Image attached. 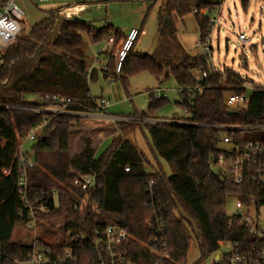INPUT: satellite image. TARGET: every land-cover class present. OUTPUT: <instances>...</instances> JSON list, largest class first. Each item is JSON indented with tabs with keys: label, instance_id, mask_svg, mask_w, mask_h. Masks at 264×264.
I'll use <instances>...</instances> for the list:
<instances>
[{
	"label": "trees",
	"instance_id": "obj_1",
	"mask_svg": "<svg viewBox=\"0 0 264 264\" xmlns=\"http://www.w3.org/2000/svg\"><path fill=\"white\" fill-rule=\"evenodd\" d=\"M213 1L163 0V7L165 12H175L181 18L197 10L194 18L198 30L206 32L209 20L205 10L213 7ZM241 1L247 5L250 0ZM55 12L50 11L29 32L17 37L0 69V264L26 260L35 241L54 250L72 248L77 256L74 264H97L93 241L96 232L110 224L129 234L123 250L132 264H154L147 247L154 233L146 222L156 218L166 223L168 251L176 263L187 259L191 237L198 245L194 264H216V257L225 255L221 249L227 244L244 251L257 246L258 236L228 216L231 197L241 199L246 206L264 204V187L253 182L255 167L245 168L241 184L217 168L222 159L234 160L248 142L264 144V129H259L264 126V87L255 85L247 107L230 108L225 103L226 94L248 93L242 88L244 79L239 74L210 70L208 59L189 57L178 43L176 51H166L167 57L160 56L164 50L141 56L135 52L142 34L138 29L139 36L120 73L112 72L115 66L111 58L103 78L126 88L128 79L135 74H165V79L172 77L180 89H188L198 83L195 71L199 78L207 73L202 94L195 97L192 105L179 104L188 117L173 119L188 125L158 123L153 114L166 99L151 93L148 114L136 112L129 117L139 121H119L120 135L111 139L105 151L96 154L92 142L83 138L82 151L71 156V135L80 127V119L62 115L52 118L29 109L50 107L51 103L45 102L47 95L71 98L74 111L96 109L98 99L90 93V82L96 81L98 74L96 70L89 73L83 49L85 37L97 44L113 36L115 47L118 39L125 36L108 23L95 28L93 23L79 18H65L53 37ZM46 118L52 119L31 150L34 166L27 170L28 192L31 201L39 199L48 207V212L39 214L36 221L59 222L64 239L52 245L39 238L13 242L14 230L30 221L16 188L19 140ZM144 129L149 134L145 144L154 164L128 140ZM224 136L232 140L231 145L224 144L227 148L221 147ZM160 160L169 166L170 175ZM146 164L153 171H146ZM77 176L94 177V186L82 191L73 184Z\"/></svg>",
	"mask_w": 264,
	"mask_h": 264
},
{
	"label": "rangeland",
	"instance_id": "obj_2",
	"mask_svg": "<svg viewBox=\"0 0 264 264\" xmlns=\"http://www.w3.org/2000/svg\"><path fill=\"white\" fill-rule=\"evenodd\" d=\"M36 5L37 7L27 2L26 7L23 8L25 23L20 36L29 32L36 23L45 19L50 11L59 10V12H55L56 26L52 33V36L55 37L60 24L65 19L63 13L67 10H75V15L69 19L78 17L80 20L93 23V26L96 27H102L109 23L114 29L121 31H126L131 27L142 29V34L135 45V52L141 56H153L164 50L160 56L167 57V54H165L167 50L175 49L174 51H176L175 43H178L191 58H197L200 53L197 47L198 27L194 13L183 18L175 12L169 14L164 11L163 0H66L62 3L51 2ZM220 21L222 25L214 33L211 44L212 51L208 59L210 70L221 73L224 70H230L239 74L250 84L264 86V0H250L247 5H244L241 0H228L224 4ZM240 33L251 40L246 48H237ZM122 35L125 36V33H122ZM110 38H113V36L103 42L93 44L85 37L83 49L87 54L90 68L92 66H96L98 69L102 67V64H96V56L100 54L101 50L106 53L113 52L112 55H114L122 38L118 39L115 47L114 43H108ZM242 60L246 61V66L242 65ZM194 75L199 78V72L195 71ZM179 90V86L172 77L165 79V74L156 77L148 72L131 76L128 79L126 88L120 82L105 80L101 72H99L96 81L90 82V93L94 98L105 97L111 103V114L118 117L127 116L131 122L139 121L129 117L136 112L148 114L152 91L156 92L155 98L158 96L159 91L161 97L166 99L164 105L154 111L153 117L156 121H173V119L188 117V113L179 105L181 102ZM251 93L252 88L249 87L247 95L250 97ZM117 123L96 125L83 121L79 122L80 127L73 133L72 152L74 153L76 147L80 145L77 138L86 135V133L93 134L94 131H108L109 133L116 132L118 134L114 137L119 136ZM147 139L149 140V134L146 129L138 131L134 136L128 138L136 146L140 142L146 143ZM21 140H19V145L22 144ZM110 142L111 140H108L103 143L97 154L99 155L105 151ZM22 145L24 152L31 153L35 144L25 142ZM221 147L227 148L224 144H221ZM145 150L147 155H144L147 160L150 164H154L149 149L146 147ZM160 161L165 173L170 175L169 166L164 161ZM147 170L149 172L153 171L150 166H147ZM232 209L233 205L230 203L228 212H231ZM247 209L256 218L260 231L264 232V204L251 205ZM59 224V222H36L35 224L17 227L14 230L12 241H31L39 238L50 245L60 244L64 239V235L59 229ZM228 251L229 247L227 246L221 249L223 253ZM187 258L189 263L197 260L198 251L196 247H191Z\"/></svg>",
	"mask_w": 264,
	"mask_h": 264
},
{
	"label": "built area",
	"instance_id": "obj_3",
	"mask_svg": "<svg viewBox=\"0 0 264 264\" xmlns=\"http://www.w3.org/2000/svg\"><path fill=\"white\" fill-rule=\"evenodd\" d=\"M64 1L66 0H0V69L4 65L8 49L11 45H13L22 31L23 24L25 23V13L23 8L26 7L27 2H34L33 4H48L51 2L62 3ZM227 1L228 0H214L213 7L205 10V15L209 20V28L206 32L198 30L197 47L200 51L197 57L198 59H209L212 51L211 44L213 42V36L216 30H218V28L222 25L220 17L223 13L224 4ZM197 12V10H194L193 13L197 14ZM63 14L66 19L75 15L74 10H67ZM138 36V29H130L126 37L120 41L117 50H115L114 57L116 65L114 71L117 75L120 73L123 63L129 52L132 50ZM250 41L251 40L244 34L240 33L238 35L239 46L237 48H246ZM108 43H114V39L110 38ZM103 52L104 51L101 50L100 54H103ZM242 65L246 66L245 60H242ZM91 71L92 68L89 69V73ZM213 71L216 72V70ZM207 79V73H203L202 76L197 79L198 83L196 86L188 89H180V103H189L192 105L195 97L202 94L205 88L203 82ZM249 87L252 88L253 93L255 85L244 80L242 88L248 90ZM151 93L154 94V96L156 94V92ZM157 94L158 96H156V98H163L161 97L162 95L159 91ZM251 96L249 97L247 93H228L225 96V103L226 106L230 108H235L237 106L247 107L250 103ZM45 102L51 103V106L47 108L29 110L36 113H47L51 115L52 118L60 115L80 118L85 115L97 114L102 117L109 118L112 122H128L130 119L125 116L116 117L111 114V103L106 98H99L96 101V109L90 112L72 110L75 102L71 98L61 95H47L45 96ZM52 118H46L42 123L30 129L27 135L21 140L22 144L25 142L36 144L38 138L41 136L44 129L49 125ZM158 123L165 125L175 123L188 125V123L168 120L158 121ZM259 129H264V126H261ZM222 143L231 145V137L224 136L222 138ZM22 144L19 145V150L15 158L16 168L19 170L16 188L18 196L27 210V217L30 220L29 224H35L37 222L36 217L39 214L47 213L48 207L41 203L39 199L31 201L29 198V180L27 170L29 168H33L34 161L32 152H24ZM237 149L238 148H236V150ZM239 151L240 154L237 153V156L232 161H226L225 159L220 160L217 170L219 169L220 171H224L229 176L234 177L237 184H241L243 182L244 172L246 170L245 168L255 167L253 182L258 187H264V144L262 142H248L243 148L239 149ZM145 170L148 171L146 165ZM125 171L128 172L129 168H126ZM73 184L82 191L86 192L94 186V177L77 176ZM152 187L153 185L150 184V189H152ZM53 194L55 195V193ZM230 203H232L233 209L231 212H228V216L237 219L239 225L244 226L251 234L258 236L259 244L257 246H253L247 251L239 249L237 245L227 244L226 246L229 247V251L225 252L224 256L220 255V258L216 257L215 263L220 264L223 261V264H264V232L260 231L256 218L247 209L251 205L246 206L244 201L237 197H231ZM252 205L255 204L253 203ZM146 223L153 229L154 233L153 238L149 241L147 246L154 257V264L195 263H189L188 258L181 263H176L171 259L168 251L167 227L163 218H156L154 221L148 220ZM129 238L130 236L127 231L115 224H110L104 230L97 231L96 237L93 241V246L97 254V264H132L128 258L127 252L123 250L124 243ZM192 246L196 247V249L198 248V245L193 237H191V247ZM1 257L2 253L0 252V259ZM76 262L77 256L72 248L54 250L51 247L44 246L35 241L26 260L15 261L13 264H74Z\"/></svg>",
	"mask_w": 264,
	"mask_h": 264
},
{
	"label": "crops",
	"instance_id": "obj_4",
	"mask_svg": "<svg viewBox=\"0 0 264 264\" xmlns=\"http://www.w3.org/2000/svg\"><path fill=\"white\" fill-rule=\"evenodd\" d=\"M75 18H78V17H75ZM94 27L95 28H101V27H96L95 25H94ZM132 28H134V27H131V28L127 29L126 31H122L123 33H125V37H126L127 33L129 32V30L132 29ZM111 58H113L114 63H112V64H114L113 66H115V57H114V55H111L110 56V53L106 54V52H103V54H98L96 56V64L97 63L102 64V67L100 69H98V68H96V66H92V70H96L97 71V74H99V72H101V74L103 76V72L104 71H107V69H108V63L111 60ZM88 67H89V65H88ZM112 72H115L114 71V68H113V71ZM115 75H116V73H115ZM109 81L110 82H113L112 79H109ZM152 92H154V91H152ZM101 98H105V97H101ZM116 117H118V116H116ZM121 117H124V116H121ZM125 117H127V116H125ZM79 119H80V122L83 121L85 123H92V124L94 123L96 125H105V124L114 123L109 118H105V117H102V116L97 115V114L85 115L84 117H80ZM152 121L155 122V120H152ZM116 135H118L116 132L109 133L108 131H94L93 134H89V133L87 134L86 133V135L79 136L77 138V140H79V142H80V145H78L76 147V149L74 150V153H73L72 152V141L74 139L73 138L74 136L72 134L71 135V140H70L71 156H74V155H76V154H78V153H80L82 151L83 145L81 143V139H83V138L84 139H88V140H90L92 142V147L94 148V150L96 151V154H97V151L103 145V143H106L108 140H111ZM135 138H136V136H135ZM136 147H138L137 149L139 151L141 150L142 152H144L143 154L147 155V152L145 150L147 146H146L145 143H141V142L140 143H137V146ZM146 166H148V165L146 164Z\"/></svg>",
	"mask_w": 264,
	"mask_h": 264
},
{
	"label": "water",
	"instance_id": "obj_5",
	"mask_svg": "<svg viewBox=\"0 0 264 264\" xmlns=\"http://www.w3.org/2000/svg\"><path fill=\"white\" fill-rule=\"evenodd\" d=\"M229 113H230V114H234V112H232V111H230ZM212 171H213V172H216V170H215L214 168H212ZM220 257H221L220 255L217 256V258H220Z\"/></svg>",
	"mask_w": 264,
	"mask_h": 264
}]
</instances>
